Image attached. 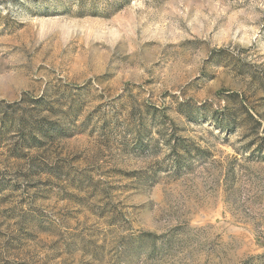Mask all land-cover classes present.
Masks as SVG:
<instances>
[{
    "label": "rangeland",
    "instance_id": "rangeland-1",
    "mask_svg": "<svg viewBox=\"0 0 264 264\" xmlns=\"http://www.w3.org/2000/svg\"><path fill=\"white\" fill-rule=\"evenodd\" d=\"M0 264H264V0H0Z\"/></svg>",
    "mask_w": 264,
    "mask_h": 264
}]
</instances>
